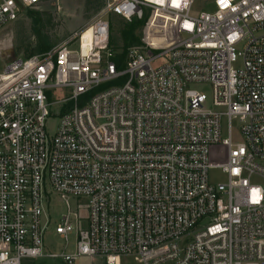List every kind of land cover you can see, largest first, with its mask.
<instances>
[{
    "label": "built area",
    "instance_id": "2783aa9c",
    "mask_svg": "<svg viewBox=\"0 0 264 264\" xmlns=\"http://www.w3.org/2000/svg\"><path fill=\"white\" fill-rule=\"evenodd\" d=\"M41 1L0 0V29ZM195 1L103 0L0 72V264H264V0ZM110 15L145 18L121 69Z\"/></svg>",
    "mask_w": 264,
    "mask_h": 264
},
{
    "label": "rangeland",
    "instance_id": "374dc122",
    "mask_svg": "<svg viewBox=\"0 0 264 264\" xmlns=\"http://www.w3.org/2000/svg\"><path fill=\"white\" fill-rule=\"evenodd\" d=\"M103 0H42L41 3L32 9L25 10L22 15L14 22H11L0 29V72L12 60L26 58L33 54H38L59 45L68 39L73 33L85 28L92 18L101 10ZM206 0H196L194 12H198L207 6ZM209 9V7L207 8ZM110 23L113 22L111 29V39L113 55H120L123 51V38L121 30L128 29L130 21L119 18L115 15L109 16ZM142 27L137 26L134 35L139 38V42L134 43L128 39V49L140 47L142 42ZM40 45L47 47L46 50L39 51ZM202 90L210 95L209 86H202ZM56 121V120H55ZM56 124L54 119L47 121V129L50 131L52 125ZM234 137L239 140L236 126L233 129ZM209 162L212 164L222 163L226 159V147L222 144H215L209 147ZM211 181H223L225 177L218 168L209 170ZM76 200L84 202V199H71V204L76 207ZM61 204L55 200L52 209L57 211ZM80 208V207H79ZM81 216H85L86 211L80 209ZM52 216L56 214L52 211ZM73 236L67 245V249L73 248ZM47 248L53 252H60L64 248V241L56 236L51 229L45 236ZM38 264H62L59 259H44ZM74 264H103L101 259L79 258Z\"/></svg>",
    "mask_w": 264,
    "mask_h": 264
},
{
    "label": "trees",
    "instance_id": "16d2710c",
    "mask_svg": "<svg viewBox=\"0 0 264 264\" xmlns=\"http://www.w3.org/2000/svg\"><path fill=\"white\" fill-rule=\"evenodd\" d=\"M144 22H145V18L144 19H135V18L134 19H131L130 22L128 23V25H129L128 26V29L121 30L122 38L124 40L123 41V45L121 46L123 48V51H122V53L120 55H115L114 58H113L116 61L117 67L119 69H121L124 66L125 51H126V48H127V45H128L127 40L129 39L130 40V43L131 42H134V43L139 42V38L134 35V31H135V29H136L137 26L142 27V25L144 24ZM112 26H113V22L110 23V34H111ZM113 43L114 42L112 41L111 35H110V45L112 46ZM38 49L39 50H37V52L46 50L47 47L44 46V45H40V47ZM109 84L101 85L97 89H101V88H103V87H105V86H107Z\"/></svg>",
    "mask_w": 264,
    "mask_h": 264
},
{
    "label": "snow or ice",
    "instance_id": "6c2138e0",
    "mask_svg": "<svg viewBox=\"0 0 264 264\" xmlns=\"http://www.w3.org/2000/svg\"><path fill=\"white\" fill-rule=\"evenodd\" d=\"M221 2H223V0H221ZM255 192V190H253Z\"/></svg>",
    "mask_w": 264,
    "mask_h": 264
}]
</instances>
